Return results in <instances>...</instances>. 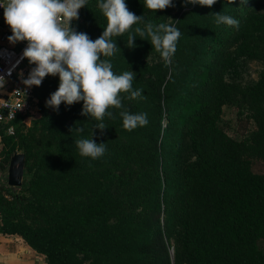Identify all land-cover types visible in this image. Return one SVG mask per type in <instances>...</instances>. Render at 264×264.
I'll list each match as a JSON object with an SVG mask.
<instances>
[{
	"label": "trees",
	"instance_id": "trees-1",
	"mask_svg": "<svg viewBox=\"0 0 264 264\" xmlns=\"http://www.w3.org/2000/svg\"><path fill=\"white\" fill-rule=\"evenodd\" d=\"M187 7L186 22L191 23V37L180 38L178 54L173 55L175 59L168 65L164 62L159 68V64L148 65L123 50L108 58L114 73L126 66L135 68L133 88L142 89L144 98L129 100L127 94H122L123 108H110L114 118H104L108 127L104 136L98 139L90 135L94 130L101 131L95 129L98 121L81 115L82 101L65 105L63 117L43 113L44 129L54 140L56 158L66 167L62 173L53 171L49 156L28 164L30 150L28 146L23 150L25 169L32 173L29 182L39 192L45 188L58 196L78 193L90 186L97 176L96 166L104 161L112 168H123V163L136 165L140 170L138 187L143 190L142 197L153 198L152 207L146 211L149 227L145 229V242H150V247L145 243L138 246L140 254L134 257L122 250L108 255L107 250L89 244L97 238L86 237L87 231L119 211L118 199L105 189L62 203L47 232L6 216L5 210L10 211L12 203L26 202L18 195L12 201L0 195V232L21 236L52 264H81L70 260L69 254L74 249L94 256L88 264H163L158 260L161 232L155 215L166 194L163 186L175 184V189L181 192V206L165 227L169 229L176 222L183 226L182 257L177 258L176 264H264V253L256 245L264 238V171L253 169L254 161L246 155L245 143L230 136L218 122L225 105H234L245 112L254 124L252 141L257 159L264 161V70L249 85L225 78L227 71L242 58L264 59V0H248L246 5L240 4V0L232 5L227 0H217L211 8L205 7L204 12L199 5ZM82 12L99 22V37L107 25L106 18L101 12L93 13L85 7ZM218 12L239 20L236 43L226 54L219 41L235 27L217 25L211 13ZM179 23L184 24L182 18ZM98 37L90 36L92 40ZM127 38L125 33L113 39L121 49ZM134 44L155 51L150 42L136 39ZM217 53L223 58L211 62ZM186 83L189 85L184 86ZM124 110L147 113L149 123L129 133L123 129L119 115ZM79 128L83 132L76 130ZM184 136L190 140L194 158L182 156L170 161V157L163 155L164 148L174 144L177 150ZM91 137L97 143H106L105 154L95 160L81 157L75 145V140ZM3 143L6 162L0 161V175L16 152L10 138L3 137ZM164 164L165 172L161 169ZM0 181L3 183V179ZM15 189L7 185L8 193L13 194ZM27 200L37 208L41 206V199L32 196Z\"/></svg>",
	"mask_w": 264,
	"mask_h": 264
},
{
	"label": "rangeland",
	"instance_id": "rangeland-1",
	"mask_svg": "<svg viewBox=\"0 0 264 264\" xmlns=\"http://www.w3.org/2000/svg\"><path fill=\"white\" fill-rule=\"evenodd\" d=\"M129 11L135 13L137 16H143V21L139 25L133 26L134 28L139 26L143 27L144 24L151 22L154 25L159 23H169L174 25L180 32V38L183 36L191 37V23L186 22L189 17V11L187 5L185 6L183 0H173V7H169L165 10H157L155 13L147 10L143 6V0H125ZM98 0H88L87 8L90 12L100 13L98 8ZM201 12L206 9L202 7ZM171 18V19H169ZM182 18L184 21L183 25H180L179 19ZM72 27H74L79 32L87 33L90 36H97L99 33V22L96 20H91L87 18L82 9L79 10V19L72 22ZM238 33V28L235 27L231 33L223 36V41L220 40V44L223 49V53L229 52L236 43V37ZM179 38L177 43V49L175 54H178L179 45L182 39ZM136 39H140L137 36ZM187 39V38H186ZM150 42V39L143 40ZM127 40H123L121 50L130 54L134 59L148 65H158V68L163 59L155 51H150L146 49H141L135 46L132 49L126 47ZM224 54V55H225ZM222 55L217 53L214 60L222 59ZM175 59V58H171ZM238 64L229 69L225 75V78L229 81H235L243 85H249L255 83L260 73L264 70V59L245 57L240 59ZM34 67V65H31ZM131 70L135 72V68L126 66L122 71H116L120 74L123 71ZM147 73V72H146ZM200 73H203L200 71ZM196 89H199V80L196 81ZM59 85V77L47 76L43 81L41 86H34L35 97L37 99V104L35 109L28 113L27 115L20 116L13 123L12 132H8L1 135L0 138V161L4 160L6 162V153L3 150L4 144L3 137L10 138L11 142L15 144L16 152H23L24 148L28 146L30 150L28 164L34 162L37 158L42 156H49L52 160V168L54 172L62 173L66 167L57 160L56 154L54 153V140H50L48 132L44 129V124L41 116L44 112L53 115L54 117H63L65 112V104H61L59 110H53L52 108L46 107V100L50 97V94L56 91ZM186 83L184 86H188ZM195 91V90H194ZM125 101H122L124 105ZM123 108V107H122ZM122 108L118 109L121 110ZM247 114L242 113L234 105L228 104L223 107L222 113L219 117V125H221L227 133L245 143V153L248 157L254 161L253 169L255 171H264V161L257 159L256 146L252 141V131L254 129L253 122L248 119ZM67 124H70L69 117L66 116ZM163 126L164 119L162 120ZM99 130V129H98ZM98 139L104 136L103 133H98L93 131ZM130 133V132H129ZM92 136V133H90ZM101 135V136H100ZM126 137L127 134H125ZM103 140V138H101ZM181 145L177 150H175L174 144L165 147L163 155L170 157V161L183 158H194L195 152L190 147V140L188 137L184 136L181 139ZM7 161L6 164H8ZM164 166L161 168L162 170ZM95 170H97V176L92 181L90 186L84 187L78 193H71L67 196L54 195L50 190H37L29 180L31 179V172H27L25 169V175L23 178V183L20 187L14 190V193L7 192V184L0 181V195L5 199L12 201L14 195H18L20 198L26 202L24 205L19 203H12L9 210H5L9 217L14 220H18L22 223L29 225L30 227L38 230L50 231L52 225V218L56 213L58 207L65 202L73 201L79 197L88 195L94 191L107 190L113 196H115L119 201V211L112 217L104 220L102 223L96 225L95 227L87 231L86 237H96V241H89L90 245H96L101 250H107L108 255H115L121 250L128 256L137 257V253L140 254L138 246H142L144 243L150 247V242H145L147 237L145 229L149 227L147 221V210L153 205V198L142 197L140 191H143L138 187V177L140 176V170L134 164L123 163V168H115L104 161L103 164L97 165ZM165 172V169H164ZM4 171H2L0 178ZM144 175V172H142ZM3 179V177H2ZM0 179V180H2ZM95 181V182H94ZM175 184L171 186H163V190L166 192L164 200L160 203L161 207L155 217L159 220L160 235L159 247L157 250L158 260L163 264H176L175 261L178 257H182L183 249V226L176 222L169 229H167V221H172L173 215L177 208L181 206V192L175 189ZM145 191V190H144ZM144 193V192H143ZM41 199L39 208L31 205L27 200L30 197ZM85 237V235H84ZM88 244V245H89ZM164 244V247H163ZM258 249L264 253V238H260L256 243ZM147 251V250H145ZM70 260L75 263L88 264L92 261L94 256L85 252L83 250L74 249L69 254ZM46 257H44L42 264H50ZM52 264V263H51ZM55 264V263H54Z\"/></svg>",
	"mask_w": 264,
	"mask_h": 264
},
{
	"label": "clouds",
	"instance_id": "clouds-1",
	"mask_svg": "<svg viewBox=\"0 0 264 264\" xmlns=\"http://www.w3.org/2000/svg\"><path fill=\"white\" fill-rule=\"evenodd\" d=\"M234 2L227 0L229 5ZM247 2L240 0V4ZM87 3L88 0H0V8H3L4 21L10 27L9 43L26 42L22 58L34 65L23 84L29 88L39 87L47 76H58V88L46 100V107L58 111L62 103L71 106L82 101L81 115L98 121L95 129L103 133L108 128L103 122L105 116L114 118L109 109L123 107L122 94H127L129 100L144 98L142 89L133 88L135 72L114 73L108 58L122 51L113 38L127 33L126 47L129 49L135 47L137 36L142 40L150 39L152 49L168 65L176 52L181 32L172 24L154 25L151 22L137 26L133 31L134 25L142 23L143 16L129 11L125 0H98L97 6L107 25L102 34L92 40L87 33L72 27V22L79 19V10ZM183 3L211 8L217 0H183ZM143 6L155 13L174 4L173 0H143ZM211 14L217 25L239 27V20L230 15ZM119 115L123 129L129 132L149 123L147 113L132 114L124 110ZM76 130L83 132L82 128ZM92 137L77 139L75 145L81 157L95 160L105 154L106 143H97Z\"/></svg>",
	"mask_w": 264,
	"mask_h": 264
},
{
	"label": "built area",
	"instance_id": "built-area-1",
	"mask_svg": "<svg viewBox=\"0 0 264 264\" xmlns=\"http://www.w3.org/2000/svg\"><path fill=\"white\" fill-rule=\"evenodd\" d=\"M3 8H0V138L13 128L20 116L31 113L37 104L34 86L26 87L23 80L32 68L23 57L26 42L10 44V27L5 23ZM37 264H42L38 261Z\"/></svg>",
	"mask_w": 264,
	"mask_h": 264
},
{
	"label": "crops",
	"instance_id": "crops-1",
	"mask_svg": "<svg viewBox=\"0 0 264 264\" xmlns=\"http://www.w3.org/2000/svg\"><path fill=\"white\" fill-rule=\"evenodd\" d=\"M44 257L21 236L0 232V264H37Z\"/></svg>",
	"mask_w": 264,
	"mask_h": 264
},
{
	"label": "water",
	"instance_id": "water-1",
	"mask_svg": "<svg viewBox=\"0 0 264 264\" xmlns=\"http://www.w3.org/2000/svg\"><path fill=\"white\" fill-rule=\"evenodd\" d=\"M25 160V153H13L4 173L2 174L3 181L12 189L20 187L23 183Z\"/></svg>",
	"mask_w": 264,
	"mask_h": 264
}]
</instances>
